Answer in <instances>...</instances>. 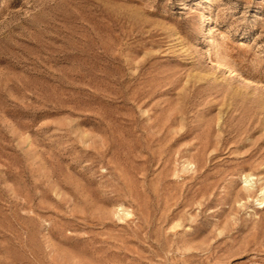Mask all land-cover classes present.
Here are the masks:
<instances>
[{"label":"rangeland","instance_id":"rangeland-1","mask_svg":"<svg viewBox=\"0 0 264 264\" xmlns=\"http://www.w3.org/2000/svg\"><path fill=\"white\" fill-rule=\"evenodd\" d=\"M263 186L264 0H0V264H264Z\"/></svg>","mask_w":264,"mask_h":264},{"label":"bare ground","instance_id":"bare-ground-1","mask_svg":"<svg viewBox=\"0 0 264 264\" xmlns=\"http://www.w3.org/2000/svg\"><path fill=\"white\" fill-rule=\"evenodd\" d=\"M245 77V76H244ZM245 80H247V79H245ZM252 81V80H251ZM247 84V83H246ZM252 179H254V178H252L251 176H250V174H246L245 176H244V181L247 183V185H245V190H250L251 189V187H252ZM260 196H261V198H262V201L261 202H264V186L263 187H261V191H260Z\"/></svg>","mask_w":264,"mask_h":264}]
</instances>
